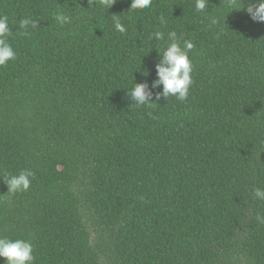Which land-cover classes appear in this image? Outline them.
Segmentation results:
<instances>
[{
  "label": "trees",
  "instance_id": "obj_1",
  "mask_svg": "<svg viewBox=\"0 0 264 264\" xmlns=\"http://www.w3.org/2000/svg\"><path fill=\"white\" fill-rule=\"evenodd\" d=\"M193 4L0 0L17 53L0 66V236L30 239L34 264H264V22L233 9L221 32ZM156 30L193 40V84L136 108ZM23 169L30 189L7 192Z\"/></svg>",
  "mask_w": 264,
  "mask_h": 264
},
{
  "label": "clouds",
  "instance_id": "obj_2",
  "mask_svg": "<svg viewBox=\"0 0 264 264\" xmlns=\"http://www.w3.org/2000/svg\"><path fill=\"white\" fill-rule=\"evenodd\" d=\"M91 6L93 0H88ZM103 5L109 9L115 0H102ZM210 0H194V10L202 14L208 21V27L217 28L221 32L226 27L225 15L233 9H245L252 20L264 22V0H222L221 5L212 11L208 10ZM152 5V0H131L130 8L148 9ZM55 20L63 26L71 22V16L62 12L55 14ZM112 21L116 31L124 33L126 26L122 23L119 16H113ZM161 24H166L164 17L160 18ZM38 25L37 20L24 18L20 21L19 27L27 32L29 26L35 29ZM14 37L9 26L7 16H0V66H5L10 60H15L17 53L9 40ZM155 38V42H161L159 57L155 64L156 79L151 82L147 80L141 82H132V87L126 92L129 99L133 102L131 105L136 108L152 107L153 89L162 86V91L155 93V100L161 97L168 99L170 96L177 100H186L189 96L190 87L193 84L192 72L194 68L192 53L196 47L192 39H184L175 30L165 33L156 30L149 35V42ZM155 44V43H154ZM154 47V46H153ZM147 75V72H145ZM35 178V173L31 169H23L18 174H9L2 179L7 184L9 193L16 194L27 192L31 187V181ZM254 200L264 201V187L254 186L251 190ZM256 220L259 224H264V214L258 213ZM0 258H3L4 264H34L35 256L33 244L30 239L0 236Z\"/></svg>",
  "mask_w": 264,
  "mask_h": 264
}]
</instances>
